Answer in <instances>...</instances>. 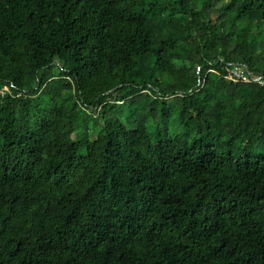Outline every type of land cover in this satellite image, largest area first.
<instances>
[{"label": "trees", "instance_id": "16d2710c", "mask_svg": "<svg viewBox=\"0 0 264 264\" xmlns=\"http://www.w3.org/2000/svg\"><path fill=\"white\" fill-rule=\"evenodd\" d=\"M232 66L264 77V0H0V264H264Z\"/></svg>", "mask_w": 264, "mask_h": 264}, {"label": "built area", "instance_id": "2783aa9c", "mask_svg": "<svg viewBox=\"0 0 264 264\" xmlns=\"http://www.w3.org/2000/svg\"><path fill=\"white\" fill-rule=\"evenodd\" d=\"M228 81L234 84H251L264 88V77L253 76L246 68L232 66L228 70Z\"/></svg>", "mask_w": 264, "mask_h": 264}, {"label": "rangeland", "instance_id": "374dc122", "mask_svg": "<svg viewBox=\"0 0 264 264\" xmlns=\"http://www.w3.org/2000/svg\"><path fill=\"white\" fill-rule=\"evenodd\" d=\"M154 131V128L153 127H151V132H153Z\"/></svg>", "mask_w": 264, "mask_h": 264}]
</instances>
